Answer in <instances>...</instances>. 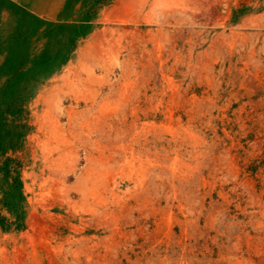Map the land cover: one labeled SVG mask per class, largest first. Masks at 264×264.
<instances>
[{
    "label": "rangeland",
    "instance_id": "rangeland-1",
    "mask_svg": "<svg viewBox=\"0 0 264 264\" xmlns=\"http://www.w3.org/2000/svg\"><path fill=\"white\" fill-rule=\"evenodd\" d=\"M0 264H264V0H0Z\"/></svg>",
    "mask_w": 264,
    "mask_h": 264
},
{
    "label": "bare ground",
    "instance_id": "bare-ground-1",
    "mask_svg": "<svg viewBox=\"0 0 264 264\" xmlns=\"http://www.w3.org/2000/svg\"><path fill=\"white\" fill-rule=\"evenodd\" d=\"M131 152H132V151H131ZM131 152H130V153H131ZM133 152H134V151H133ZM130 153H129V154H130ZM130 158H131V157H130ZM145 158H146V157H145Z\"/></svg>",
    "mask_w": 264,
    "mask_h": 264
}]
</instances>
